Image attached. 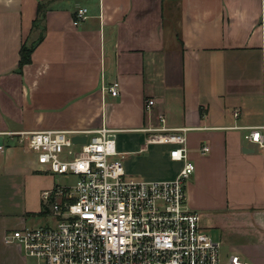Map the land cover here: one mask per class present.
I'll return each mask as SVG.
<instances>
[{"label":"crops","instance_id":"1","mask_svg":"<svg viewBox=\"0 0 264 264\" xmlns=\"http://www.w3.org/2000/svg\"><path fill=\"white\" fill-rule=\"evenodd\" d=\"M263 125L264 0H0V264H42L5 238L38 225L54 186L7 134L162 126L189 129L187 205L222 260L264 264V154L234 129Z\"/></svg>","mask_w":264,"mask_h":264},{"label":"built area","instance_id":"2","mask_svg":"<svg viewBox=\"0 0 264 264\" xmlns=\"http://www.w3.org/2000/svg\"><path fill=\"white\" fill-rule=\"evenodd\" d=\"M87 13L79 10L74 25ZM104 90L116 97L119 84ZM154 105L148 101L146 110ZM158 120L165 123L163 116ZM234 129L246 130L244 139L264 154V125ZM144 132L151 134L147 145L170 146L169 159L182 164L175 179L147 181L127 174L116 133L108 127L84 133V144H74L73 134L65 131L7 134L35 154L42 172L76 182L54 185L42 195L55 228L16 230L6 235V243L42 264H249L237 255L223 261L220 245L187 205V182L196 171L187 146L189 129L162 126ZM200 150L210 153L208 145Z\"/></svg>","mask_w":264,"mask_h":264},{"label":"rangeland","instance_id":"3","mask_svg":"<svg viewBox=\"0 0 264 264\" xmlns=\"http://www.w3.org/2000/svg\"><path fill=\"white\" fill-rule=\"evenodd\" d=\"M151 136L148 133H117L116 143L118 151H128L123 157V166L126 173L135 177L145 179L147 181L165 180L168 176L173 174L178 168L182 169V164L174 162H165L161 160L163 154L170 149L167 145H147V139ZM144 146V147H143ZM143 151H139L141 148ZM74 152L80 150L79 147L72 148ZM190 155V152H189ZM191 159V158H190ZM114 160H119L114 159ZM192 161V159H191ZM193 162V161H192ZM194 163V162H193ZM195 164V163H194ZM196 166V165H195ZM180 172V171H179ZM46 178H49L52 185L75 184V179H65L59 175H51L42 173ZM188 197V195H187ZM40 220L38 225L31 227L32 229H48L55 228L57 221L51 213V206L42 207ZM222 256V255H221Z\"/></svg>","mask_w":264,"mask_h":264},{"label":"trees","instance_id":"4","mask_svg":"<svg viewBox=\"0 0 264 264\" xmlns=\"http://www.w3.org/2000/svg\"><path fill=\"white\" fill-rule=\"evenodd\" d=\"M43 12V10L40 7V13ZM37 23H35L36 25ZM33 48L31 47H27L26 45H24L21 49L20 52V56H21V60H20V64H19V70L22 71L23 67L25 65H28L32 62V53H33Z\"/></svg>","mask_w":264,"mask_h":264},{"label":"water","instance_id":"5","mask_svg":"<svg viewBox=\"0 0 264 264\" xmlns=\"http://www.w3.org/2000/svg\"><path fill=\"white\" fill-rule=\"evenodd\" d=\"M87 141V137H81V136H74L73 137V142L74 144H84Z\"/></svg>","mask_w":264,"mask_h":264}]
</instances>
